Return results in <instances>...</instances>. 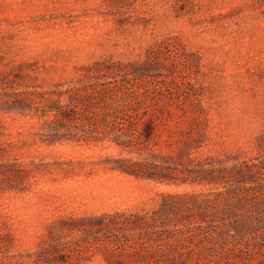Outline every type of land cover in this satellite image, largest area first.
Returning a JSON list of instances; mask_svg holds the SVG:
<instances>
[{"label": "rangeland", "instance_id": "rangeland-1", "mask_svg": "<svg viewBox=\"0 0 264 264\" xmlns=\"http://www.w3.org/2000/svg\"><path fill=\"white\" fill-rule=\"evenodd\" d=\"M0 264H264V0H0Z\"/></svg>", "mask_w": 264, "mask_h": 264}, {"label": "trees", "instance_id": "trees-1", "mask_svg": "<svg viewBox=\"0 0 264 264\" xmlns=\"http://www.w3.org/2000/svg\"><path fill=\"white\" fill-rule=\"evenodd\" d=\"M206 231H208V229L202 226L198 231V235H201ZM199 241L202 242L203 246L205 247V250L208 252L209 255L224 251L228 243L227 236L224 235L221 231L210 232L204 240L199 239Z\"/></svg>", "mask_w": 264, "mask_h": 264}]
</instances>
